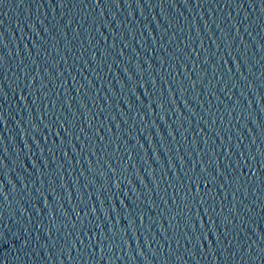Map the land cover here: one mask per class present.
Wrapping results in <instances>:
<instances>
[{"label":"water","instance_id":"obj_1","mask_svg":"<svg viewBox=\"0 0 264 264\" xmlns=\"http://www.w3.org/2000/svg\"><path fill=\"white\" fill-rule=\"evenodd\" d=\"M0 264H264V0H0Z\"/></svg>","mask_w":264,"mask_h":264}]
</instances>
